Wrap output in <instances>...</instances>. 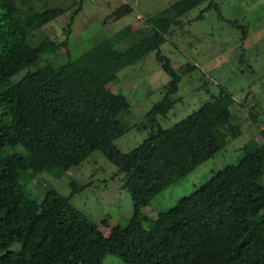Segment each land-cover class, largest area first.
I'll return each instance as SVG.
<instances>
[{
	"label": "trees",
	"instance_id": "trees-1",
	"mask_svg": "<svg viewBox=\"0 0 264 264\" xmlns=\"http://www.w3.org/2000/svg\"><path fill=\"white\" fill-rule=\"evenodd\" d=\"M37 1L0 0V264H103L109 254L127 264H264V142L245 144L237 163L168 211L156 218L145 213L161 192L242 134L230 108L233 95L224 88L169 128L158 120L174 107L171 96L181 82L162 45L183 24L182 16L207 3L205 10L218 11V3L178 0L148 18L137 40L124 28L57 66L53 61L62 47L70 52L68 40L42 30L68 10H40ZM131 10L126 5L118 12ZM153 51L171 79L164 98L147 114L151 133L124 152L116 140L127 132L121 115L130 102L124 94H106L122 71ZM49 66L53 71L42 76ZM32 67L36 70L22 74ZM260 115L249 111L264 136ZM18 146L25 152L8 153ZM97 150L123 174L133 199L129 221L117 224L111 235L72 203L73 194L51 189L38 199L32 193L38 176L59 179ZM71 185L73 193L84 187Z\"/></svg>",
	"mask_w": 264,
	"mask_h": 264
},
{
	"label": "rangeland",
	"instance_id": "rangeland-1",
	"mask_svg": "<svg viewBox=\"0 0 264 264\" xmlns=\"http://www.w3.org/2000/svg\"><path fill=\"white\" fill-rule=\"evenodd\" d=\"M178 0H40L38 9L65 7L67 12L43 28L52 39L68 40L70 52L62 47L57 66L75 59L121 29L129 28L137 40L145 33L146 20L163 11ZM220 10L207 9L202 4L180 18L181 26L169 35L161 53L171 59L181 74L179 91L171 96L174 107L158 120L163 128L181 121L222 88L233 95L231 111L235 124H240L241 135L229 141L227 147L214 158L199 165L161 192L145 208V213L156 218L168 211L197 187L207 182L214 173L227 165L237 163L243 155L245 144L256 140L261 144L264 136L259 133L260 123L253 124L250 109L258 110L264 121V0H215ZM131 5L127 15L118 12L122 6ZM81 9V10H80ZM204 12L201 19L197 17ZM72 13H77L72 31L67 34ZM38 41L33 42L37 44ZM157 51L131 65L109 85L106 96L124 94L130 108L122 115L127 128L125 135L116 140L124 152L140 145L151 133L147 114L165 94L170 76L157 58ZM54 58V56H51ZM35 71L32 67L22 72ZM53 71L49 66L42 76ZM25 152L22 146L11 149ZM123 174L100 150L94 152L79 166L71 168L61 178L42 174L32 185L33 197L40 199L51 189L72 196V203L85 211L106 234L111 235L117 224H126L134 212L133 199L124 188ZM72 181L84 185L73 193ZM264 183V178H263ZM264 215V210L262 211ZM103 264H127L120 257L109 254Z\"/></svg>",
	"mask_w": 264,
	"mask_h": 264
}]
</instances>
